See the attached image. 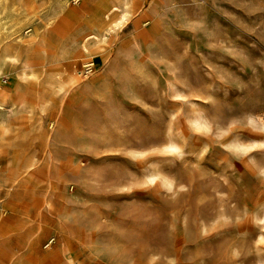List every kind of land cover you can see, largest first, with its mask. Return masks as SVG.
<instances>
[{"label":"rangeland","instance_id":"1","mask_svg":"<svg viewBox=\"0 0 264 264\" xmlns=\"http://www.w3.org/2000/svg\"><path fill=\"white\" fill-rule=\"evenodd\" d=\"M36 1L34 26L56 10ZM69 7L79 18L90 6ZM133 9L111 51L117 72L106 77L92 60L89 81L103 96L74 100L67 138L53 133L44 147L37 133L27 145L43 164L55 159L66 182L49 170L36 207L8 205L9 225L34 244L19 263L264 264V0H133ZM3 148L0 176L11 180Z\"/></svg>","mask_w":264,"mask_h":264},{"label":"bare ground","instance_id":"2","mask_svg":"<svg viewBox=\"0 0 264 264\" xmlns=\"http://www.w3.org/2000/svg\"><path fill=\"white\" fill-rule=\"evenodd\" d=\"M88 2L90 7L87 14L75 18L69 0H49L48 4L56 8L55 13H45L47 19L34 26L35 20H40L36 0H0V80L5 77L9 82L8 89L0 87V153L3 146H7L13 155L12 163L16 166L11 180H4L0 176V264L60 263V258L53 261L45 258L37 262L24 259L19 263V250L30 247L29 252H33L34 244L29 246L21 231L12 228L5 217L10 203L16 202L22 208L31 209L38 205L36 189L49 180V170H52L51 178L56 179L59 185L66 182L62 167L55 163V159L43 164L27 151V145L37 133L35 139L44 147L50 145L53 133L67 138L62 120L73 108L74 100L80 96L96 99L103 96L102 85L91 83L89 80L93 75L84 77L81 68L91 65L93 59H100L107 67L105 72L108 74L104 73L106 77L117 72V68L111 64L117 57L111 51L116 45L118 33L135 14L133 0ZM68 19H75L76 22L70 24ZM37 47L42 50L35 54ZM53 49H59L57 56L53 55ZM76 62L81 63L80 70H76ZM56 99L59 103L56 119L48 123L50 132L42 131L41 115L55 106ZM199 119L195 120V124H199ZM54 127L56 129L53 131ZM75 161L73 158L72 163ZM80 170L79 165L71 169L78 176ZM53 242L54 239L45 248ZM66 247L60 252L61 257L69 255Z\"/></svg>","mask_w":264,"mask_h":264},{"label":"built area","instance_id":"3","mask_svg":"<svg viewBox=\"0 0 264 264\" xmlns=\"http://www.w3.org/2000/svg\"><path fill=\"white\" fill-rule=\"evenodd\" d=\"M81 72H82V75L84 77H90L93 75V72H94V64L92 63L91 65H87L83 68H81Z\"/></svg>","mask_w":264,"mask_h":264},{"label":"crops","instance_id":"4","mask_svg":"<svg viewBox=\"0 0 264 264\" xmlns=\"http://www.w3.org/2000/svg\"><path fill=\"white\" fill-rule=\"evenodd\" d=\"M94 66H95V63L93 62Z\"/></svg>","mask_w":264,"mask_h":264}]
</instances>
